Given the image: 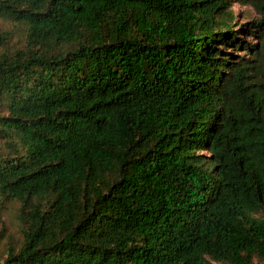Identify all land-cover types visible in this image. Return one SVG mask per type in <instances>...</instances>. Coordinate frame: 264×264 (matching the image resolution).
Segmentation results:
<instances>
[{
    "label": "trees",
    "instance_id": "1",
    "mask_svg": "<svg viewBox=\"0 0 264 264\" xmlns=\"http://www.w3.org/2000/svg\"><path fill=\"white\" fill-rule=\"evenodd\" d=\"M0 20L20 232L0 264H264V0H0Z\"/></svg>",
    "mask_w": 264,
    "mask_h": 264
},
{
    "label": "rangeland",
    "instance_id": "2",
    "mask_svg": "<svg viewBox=\"0 0 264 264\" xmlns=\"http://www.w3.org/2000/svg\"><path fill=\"white\" fill-rule=\"evenodd\" d=\"M233 10L237 14V21L241 23L248 21L250 17L254 16L253 10L248 6L234 4ZM5 26L4 22L0 20V27ZM17 207L18 204L15 202L0 200V256L9 238L13 239V241L20 238L19 225L16 217Z\"/></svg>",
    "mask_w": 264,
    "mask_h": 264
}]
</instances>
